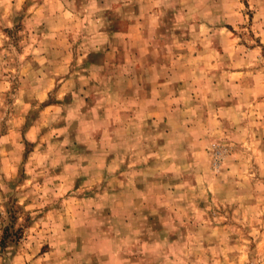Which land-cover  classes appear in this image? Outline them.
<instances>
[{"label":"rangeland","instance_id":"obj_1","mask_svg":"<svg viewBox=\"0 0 264 264\" xmlns=\"http://www.w3.org/2000/svg\"><path fill=\"white\" fill-rule=\"evenodd\" d=\"M0 264H264V0H0Z\"/></svg>","mask_w":264,"mask_h":264}]
</instances>
